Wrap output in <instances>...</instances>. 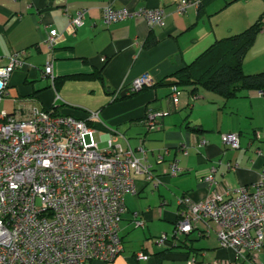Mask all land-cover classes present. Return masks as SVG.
I'll list each match as a JSON object with an SVG mask.
<instances>
[{
    "label": "crops",
    "instance_id": "crops-1",
    "mask_svg": "<svg viewBox=\"0 0 264 264\" xmlns=\"http://www.w3.org/2000/svg\"><path fill=\"white\" fill-rule=\"evenodd\" d=\"M178 1L0 0V65L14 51L28 52L25 66L11 74L9 94L0 100V109L23 113L38 107L78 114L90 111L88 108L98 110V128L108 132L112 130L108 122L117 124L116 130L126 138L119 136L118 140L135 148L142 144L152 170L161 178L159 186H154L144 175L135 177L138 192L124 195L123 251L112 260L96 258L85 264H190L192 257L191 264H252L249 259L237 260L233 248L220 245L210 219L197 221L189 232L174 238L173 234L180 212L187 207L179 201L181 196L200 201L214 189L234 194L242 184L252 187L264 172V93L244 89L236 96L225 97L203 87L192 92L193 86H188L182 87L175 107L170 99L172 81L130 94L136 77L146 72L155 81L169 77L215 40L243 30L256 16L242 6V0L227 5L225 0H208L200 12L190 4L183 13L176 12ZM106 4L163 6L164 23L150 26L144 18L133 16L105 24L102 11ZM256 4L259 11L264 7L260 1ZM80 9L85 10V19L74 28L70 20ZM53 28L59 37L50 54L44 39ZM148 39L156 43L147 47ZM50 56L54 61L53 80L44 72ZM96 70L102 71V79L70 76ZM76 88L89 95L92 103L75 101L72 93ZM162 110L168 112L159 118L160 126L149 129L146 117ZM126 119L130 122L124 130L119 129ZM187 122L198 124L200 129L187 127ZM232 131L238 133L239 147L222 140L224 133ZM182 143L187 145V153L179 148ZM158 154L164 155L163 160ZM174 158L181 171L171 176L164 170ZM228 161L237 163V169H228ZM213 166L217 167L216 182L210 184L206 176ZM143 198L158 204L145 203ZM136 212L145 219V226L135 224ZM162 232L172 234L171 244L155 243ZM140 250L149 253V258L138 260L136 253ZM158 252L163 253L160 259ZM261 258L264 264V246Z\"/></svg>",
    "mask_w": 264,
    "mask_h": 264
},
{
    "label": "built area",
    "instance_id": "built-area-1",
    "mask_svg": "<svg viewBox=\"0 0 264 264\" xmlns=\"http://www.w3.org/2000/svg\"><path fill=\"white\" fill-rule=\"evenodd\" d=\"M199 2L179 0L176 12H185L190 4L198 7ZM102 16L105 24L134 16L154 26L164 23L165 9L106 4ZM84 19L85 10L80 9L70 23L76 28ZM58 37V30L53 28L44 39L50 54ZM27 55L26 49L14 51L0 65V100L9 94L11 74L25 66ZM44 72L54 79L53 56L44 65ZM154 82L146 72L132 81L130 89L139 90ZM180 93L181 88L173 85L170 99L174 107ZM167 112L150 113L145 119L148 128H158L159 118ZM99 119L98 110L78 117L38 107L23 113L0 109V264H85L96 258L112 260L123 251L125 193L138 192L137 175H144L154 186H159L161 179L152 170L143 145L135 148L119 141V136H125L116 130V134L102 137L98 127L87 123ZM257 136L262 133L258 131ZM101 140H107L105 148L100 147ZM222 140L231 147L240 145L234 131L224 133ZM179 148L188 152L185 143ZM163 158L158 154L159 160ZM226 165L228 169L238 167L232 161ZM180 171L178 159L174 158L164 173L176 175ZM216 171L213 166L206 176L210 184L216 182ZM179 201L187 207L180 212L174 233L189 232L197 221L210 219L220 245L233 248L237 260L263 264L264 172L252 187L242 184L234 194L214 189L204 200L183 195ZM145 223L136 212L135 224ZM155 243L171 244V237L162 232ZM149 256L143 250L136 253L138 260Z\"/></svg>",
    "mask_w": 264,
    "mask_h": 264
},
{
    "label": "trees",
    "instance_id": "trees-1",
    "mask_svg": "<svg viewBox=\"0 0 264 264\" xmlns=\"http://www.w3.org/2000/svg\"><path fill=\"white\" fill-rule=\"evenodd\" d=\"M206 1L208 0H200L198 6L199 12L204 7ZM232 1L225 0V5ZM263 27L264 11L252 24L243 30L215 40L191 62L170 74L169 77L155 81L152 85H144L141 89L132 91L130 94H136L149 87L165 83L166 81H172L171 83L173 85H178L181 89L182 87L193 86L192 92H195L199 87H203L225 97L236 96L244 89H260L264 91V69L247 73L243 67L245 55L254 44L258 34L263 30ZM155 43V39H148L146 46L150 47ZM70 76L73 78H103L101 70L90 73H75ZM170 77H172V80H167ZM117 97L122 98L124 96H116L115 99ZM51 110L56 113H69L57 112L54 109ZM81 112V114H78L76 111H72L69 114L84 117V114L87 113V111ZM87 123L97 127L101 126L97 120H88ZM187 127L195 130L200 129L198 124L192 125L189 122H187ZM175 236H177L176 233L173 234V238ZM157 257L159 259L162 258L163 253L158 252Z\"/></svg>",
    "mask_w": 264,
    "mask_h": 264
},
{
    "label": "rangeland",
    "instance_id": "rangeland-1",
    "mask_svg": "<svg viewBox=\"0 0 264 264\" xmlns=\"http://www.w3.org/2000/svg\"><path fill=\"white\" fill-rule=\"evenodd\" d=\"M259 1L264 4V0H242L241 1L242 6L247 8L248 12H252L256 15L255 18H253L252 22H250L246 27H248L250 24H252L260 16V14L264 11V7L260 11L257 9L256 3ZM263 29H264V27H263ZM261 32L258 34L254 44L247 51L245 58L243 60V67H244L245 72H247V73L257 72V71L264 69V35H261ZM181 92H182V89H181ZM72 94L75 96V98H76L75 101H78V103H82V102L92 103V99L88 98L89 95L83 94V92L78 90L77 88H76V91H74ZM88 109L89 110H95L92 108H88ZM128 122H130V120H127V119H126V121L121 122L119 129L124 130L125 125ZM108 125H109L110 129H112V130H109L108 132L100 130L99 133L101 135H108V134L114 135V134H116L114 131L116 130L115 126L117 124H115L114 122H108ZM99 145L101 148H105L107 146V140H101L99 142ZM171 176H173V175H171ZM142 201L145 203H148L149 201H151L154 204L155 203L158 204V202H153V200H146L144 198L142 199ZM137 227H141V226H137Z\"/></svg>",
    "mask_w": 264,
    "mask_h": 264
},
{
    "label": "water",
    "instance_id": "water-1",
    "mask_svg": "<svg viewBox=\"0 0 264 264\" xmlns=\"http://www.w3.org/2000/svg\"><path fill=\"white\" fill-rule=\"evenodd\" d=\"M125 93H126V90H123V91H122V95H125Z\"/></svg>",
    "mask_w": 264,
    "mask_h": 264
}]
</instances>
